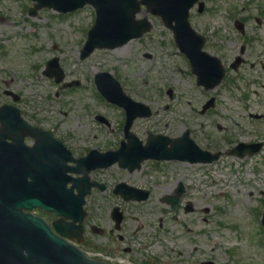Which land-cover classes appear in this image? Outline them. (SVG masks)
<instances>
[{
  "label": "rangeland",
  "instance_id": "obj_1",
  "mask_svg": "<svg viewBox=\"0 0 264 264\" xmlns=\"http://www.w3.org/2000/svg\"><path fill=\"white\" fill-rule=\"evenodd\" d=\"M202 1L204 11L199 14L193 8L189 22L206 38V52L216 56V46H224L221 55L227 61L247 38H254L249 55L252 52L258 58L261 54L264 60V0ZM241 6L250 11L245 40L232 23V10L239 11ZM31 7L30 0H0V105H14L24 119L53 131L76 158L91 149H114L122 139L124 112L101 98L94 85L95 75L107 72L127 96L153 112L150 118L133 124L131 131L141 141L147 133L175 138L187 129L202 150L223 154L205 165L147 161L131 174L115 167L91 173L92 179L107 188L86 198L85 224L101 228L104 234L91 237L87 230L85 251L104 256L100 253L110 239L116 244L111 248L121 253L125 264L152 260L156 264H264L260 222L264 148L243 159L226 154L240 142L264 143V80L257 79L256 71L244 67L228 74V82L236 79L233 86L224 83L204 91L195 85L185 58L173 44L172 33L150 15L152 30L141 39L114 50H96L80 60L79 52L94 22L93 8L85 6L68 15L42 9L31 17ZM228 36L236 41L234 45L217 42ZM53 58L58 59L63 72L60 83L43 75L47 61ZM72 82H79V87H65ZM168 89L172 90L171 100ZM4 90L16 95L18 101L5 96ZM211 97L215 98L213 107L200 114ZM96 115L109 126L97 122ZM250 115L263 118L256 120ZM123 181L148 190L149 199L122 202L111 190ZM180 183L184 194L171 208L161 200L173 196ZM188 203L191 208L185 212ZM114 206L124 211L125 219L122 230L111 234L109 216ZM118 234L125 237L123 243Z\"/></svg>",
  "mask_w": 264,
  "mask_h": 264
},
{
  "label": "water",
  "instance_id": "obj_2",
  "mask_svg": "<svg viewBox=\"0 0 264 264\" xmlns=\"http://www.w3.org/2000/svg\"><path fill=\"white\" fill-rule=\"evenodd\" d=\"M34 7L30 15H36L39 9L47 8L57 13L67 14L83 8L86 4L93 7L95 21L87 33L86 42L80 52V59H85L96 49L112 50L133 39L141 38L151 30V24L144 17L136 20L145 6L146 13L157 16L163 25L173 32L175 44L188 58L192 72L197 75L198 85L212 89L218 85L223 77L216 59L202 52L203 38L198 35L188 22L189 10L198 0H31ZM203 4H199L202 12ZM48 76H55L56 81L62 80L57 60L48 63ZM72 85V84H71ZM70 85V86H71ZM98 92L109 103L121 107L125 111L123 132L127 143L121 142L115 152L99 154L92 151L87 158L80 160L75 173L86 175L90 170L107 167L118 162L122 168L133 171L140 168L145 160H180L190 162L210 163L219 157L202 152L189 138V131L176 139H169L162 135H149L145 145L129 133L133 121L137 118L149 117V109L142 104L133 102L122 91L119 83L109 74L101 73L95 76ZM171 97V91L168 92ZM213 100L204 106V110L212 106ZM0 117L19 119V113L11 107H2ZM105 122L103 119L98 118ZM60 143H58V146ZM260 150V145L240 144L234 152L239 157L253 154ZM8 150L0 146V165L14 167L11 171L0 170V264H78L84 260L83 256L66 244L60 237H55L47 226L22 211H30L40 207L50 210L49 204L60 208L56 215L65 218L72 217L79 222L83 217L81 211L83 196L87 193L83 180L74 181L73 188L78 189V195L73 197L71 190L65 189V180L61 183L45 185V187H28L22 182L26 174L21 171L14 160L8 159ZM9 174V175H8ZM86 179V177H85ZM124 198L144 200L148 192L119 185ZM182 188L177 191L178 195ZM125 193L127 194L125 196ZM56 202H55V201ZM177 199L172 200L175 204ZM49 203V204H48ZM50 206V205H49ZM264 226V213L262 217ZM59 231V230H58ZM61 234L63 232L59 231ZM64 235V234H63ZM24 251H26L24 253Z\"/></svg>",
  "mask_w": 264,
  "mask_h": 264
},
{
  "label": "flooded vegetation",
  "instance_id": "obj_3",
  "mask_svg": "<svg viewBox=\"0 0 264 264\" xmlns=\"http://www.w3.org/2000/svg\"><path fill=\"white\" fill-rule=\"evenodd\" d=\"M233 15H232V18H233V28L234 30L238 31L236 28H235V22L236 20L240 21L242 24H243V29L245 28L246 30V27H248V22L250 20V14H249V10H245V7L242 6L240 8L239 11L237 10H232ZM257 24H261V20L259 18H255ZM247 38V36L243 37V40H245ZM229 39V40H228ZM228 39H225L223 37H219L217 39V42L220 43V44H224V43H227L229 45H234V43H236L235 40H233L230 36H228ZM225 42H222L224 41ZM253 42H255V39L254 38H247V42L246 43H243L239 46L238 48V53L242 50L244 51V54L242 55V58L239 59L237 58V54L238 53H235L232 55V58L231 59H227V61H224V58L222 57L221 53L222 51L224 50V46H219L217 45L216 48L218 50V55H216L218 57V59L221 61V65H222V68L224 70V80L226 83L230 84V85H233L235 82H236V79L232 80V81H227V77H228V74L229 73H238L241 69H243L244 67H248L249 70H254L256 71L257 73V79L258 80H264L263 78V75H264V63H263V59H262V55L261 54H258V58L256 57H253V53L251 52L252 55H249L250 54V45L252 46ZM241 53V52H240ZM224 80H223V83H224ZM250 82H252L250 80ZM255 82H252V84H254ZM28 125L34 127V128H40V126L36 123H33L31 121H27V120H24ZM7 128H4L1 123H0V134H6L7 133ZM11 129V128H10ZM41 129V128H40ZM15 132L13 130H10V133H8V136H10V138H7L6 139V143H14L13 142V139L12 137L14 138H20L22 140V143L25 147L27 148H32L35 144H36V139L33 138L31 135H29L28 133H26V130H24L23 128L21 127H15L14 128ZM47 131V130H46ZM52 137L56 138L55 134L53 133V131L49 130L47 131ZM44 143L45 140H44ZM36 159H33L31 160V162L33 163ZM127 174H131L129 172H127ZM29 180V179H28ZM34 215L38 216V217H41L43 220H45L47 223L51 224L52 222L56 221L57 219L54 218L52 215L50 214H46V213H37V212H34ZM111 234H113V231L111 230L110 231ZM117 238L120 242H124L125 240V237L124 236H119L117 235ZM107 247L104 248L103 251H101L100 254H104V256H101L99 257L97 254L98 252H96L95 254L93 255H96V257L94 256H91L89 253H87L85 251L86 247H84V244H85V240L83 239L79 248L86 254H89L91 256V258L95 259L96 262L98 263H102L104 262L105 264H125V262L122 261L121 257V253L120 252H116V250H113L111 248L110 245H113L112 247H114L115 244V241H111L110 239H107ZM72 244H75L74 242H72ZM118 245V244H117ZM155 263V260H152V262H146L144 264H154Z\"/></svg>",
  "mask_w": 264,
  "mask_h": 264
},
{
  "label": "bare ground",
  "instance_id": "obj_4",
  "mask_svg": "<svg viewBox=\"0 0 264 264\" xmlns=\"http://www.w3.org/2000/svg\"><path fill=\"white\" fill-rule=\"evenodd\" d=\"M71 119H74L73 117L71 118ZM191 166V165H190ZM197 166H199V165H197ZM169 192H167L166 194H168Z\"/></svg>",
  "mask_w": 264,
  "mask_h": 264
}]
</instances>
